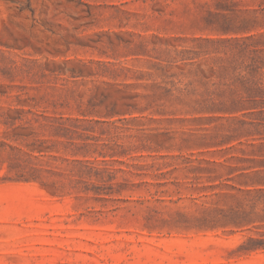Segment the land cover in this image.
Wrapping results in <instances>:
<instances>
[{
  "label": "rangeland",
  "instance_id": "1",
  "mask_svg": "<svg viewBox=\"0 0 264 264\" xmlns=\"http://www.w3.org/2000/svg\"><path fill=\"white\" fill-rule=\"evenodd\" d=\"M0 264H264V0H0Z\"/></svg>",
  "mask_w": 264,
  "mask_h": 264
},
{
  "label": "trees",
  "instance_id": "2",
  "mask_svg": "<svg viewBox=\"0 0 264 264\" xmlns=\"http://www.w3.org/2000/svg\"><path fill=\"white\" fill-rule=\"evenodd\" d=\"M251 63L247 64L245 66V69L247 70V72H257L260 68V64L262 62V59H258L256 56H251ZM242 83L246 86L247 90H249V87L247 86L248 83H250V80L248 78L246 79H241ZM255 95L253 94H249L248 97H254ZM114 107L111 108V111L113 110ZM23 114L24 111H21ZM32 116L30 118H27L25 122L30 123L33 121L35 123H37L38 128L42 129V130H48V131H52L55 134H61V135H69L71 132H74L71 128H69L68 126H66V122L69 119H63L62 116L59 117H55V116H51V115H47L45 113V111H39V112H31ZM21 117V114H20ZM25 129V127H23ZM32 130H28L25 133H19L18 135L21 137H27L29 135L33 134V127H31ZM45 141H41L39 143V145L35 146V148H37L38 152L44 151L45 149L48 148V146H44ZM1 145H5V143H1ZM13 149V148H12ZM19 177H25L27 179L30 178H36L37 176H34V174L32 173H28V174H19Z\"/></svg>",
  "mask_w": 264,
  "mask_h": 264
}]
</instances>
